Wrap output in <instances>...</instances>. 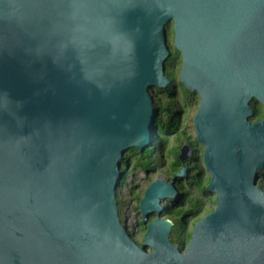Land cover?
<instances>
[{
  "label": "water",
  "instance_id": "water-1",
  "mask_svg": "<svg viewBox=\"0 0 264 264\" xmlns=\"http://www.w3.org/2000/svg\"><path fill=\"white\" fill-rule=\"evenodd\" d=\"M169 29L215 198L183 248L159 219L137 244L116 202L124 155L157 132L151 93L172 84ZM257 104L264 0H0V264H264ZM177 195L153 181L143 223Z\"/></svg>",
  "mask_w": 264,
  "mask_h": 264
},
{
  "label": "flooded vegetation",
  "instance_id": "flooded-vegetation-1",
  "mask_svg": "<svg viewBox=\"0 0 264 264\" xmlns=\"http://www.w3.org/2000/svg\"><path fill=\"white\" fill-rule=\"evenodd\" d=\"M179 60L181 65V59ZM191 94L193 95L192 97H190ZM185 97H186V101L189 102L188 107L186 109H189L191 107L194 99H198V106H199V97L197 94L189 92V94H187ZM253 110H254V106H253ZM178 132L179 131H177L176 133H170L169 135L171 137L172 135H175ZM185 142L186 143H183L178 147V153L175 155V159L171 160V164H169L168 161L169 156L165 154V150L163 148L156 146L157 143L154 144L153 140L150 147L146 148L144 151H139L138 149H132L124 155L123 163L121 165V170H125V177L123 180V185L116 192V202H117L118 218L120 220V223L125 227L127 234L132 239H134L133 238L134 232L131 230H136V228L138 227L139 230L143 232V236H142V241H143V237L146 232L147 225L150 222L156 219L168 220L172 225L169 234V240L171 241V238H174L176 234H178L182 238V244L185 246L191 238V233L194 226L214 210V208L212 210H206L205 198L207 197L208 193L206 192L205 188L207 185L205 186L204 180L203 182L201 181L204 178L205 173L207 175L208 173L204 169V164H203V168H199L195 164V161L198 159L195 156V145H193L186 137H185ZM195 143H196V138H195ZM152 156L153 157L155 156L154 159L152 158ZM166 160L168 161V165H169V169H168L169 174H168V178L161 180L168 184L170 183L174 184L176 190L178 191L177 198L175 200H171V199L165 200L169 202L168 206L162 205V203H164L165 201L161 202L160 206L162 207V210L160 211V213L159 214L155 212L150 213L147 216L146 222L143 223L142 215L139 210V203L144 196L145 190L153 182V180L150 179L149 180L147 179V181H145L146 180L145 178L147 177L150 171L162 169L163 164L165 163ZM132 161L134 162L133 164L137 168L136 170H139L145 174V178L143 180V182H145V185L142 189L140 197L136 198L138 199V206L137 208L134 209H137V211L132 210L130 204H128L123 200V194H122V187L124 186L125 180L128 178L127 172L130 170ZM144 164L146 165L143 166ZM125 166L127 167V169H125ZM181 169H185L184 177H176ZM208 182H209V178L206 184H208ZM126 194L131 196L132 191L129 190L128 192H126ZM214 207H215V198H214ZM178 229L182 231H178ZM176 231L178 232L176 233Z\"/></svg>",
  "mask_w": 264,
  "mask_h": 264
},
{
  "label": "rangeland",
  "instance_id": "rangeland-1",
  "mask_svg": "<svg viewBox=\"0 0 264 264\" xmlns=\"http://www.w3.org/2000/svg\"><path fill=\"white\" fill-rule=\"evenodd\" d=\"M168 41L169 43H171L172 41V31L171 29H169L168 31ZM180 63L176 64L174 67V79H175V83L178 84L179 83V71H180ZM161 93L153 91V93H151L153 99L156 101L157 98L160 96ZM179 100L184 99L183 95L178 96ZM161 102H166L167 101V97H162ZM258 105V104H257ZM257 105H255L254 107H256ZM198 108V99H194L192 102V105L189 109H185L184 114L181 117V127L179 129V132L175 135H172L170 137L169 134L165 135L164 137L166 138L165 142H157L158 147H162L165 150V154L169 156V164H171V160L175 159V155L178 153V147L183 144L186 143L185 142V137L189 139V141L195 145V156L198 158L195 161V164L199 167V168H203V163H202V154H203V148L199 145H197L195 143V132L192 128V121L194 118V115L196 113V110ZM263 110V109H262ZM264 112V110H263ZM163 120L166 119V117L164 116L162 118ZM166 132H161L160 136L161 139H165L164 137H162ZM155 157V156H154ZM154 157L152 156V158L154 159ZM168 161L166 160L165 163L163 164V168L162 169H157V170H152L149 172V174L147 175V177L145 178V174L139 170H136V166L133 164L134 162L132 161L130 170L127 172V179L124 182V186L122 187V194H123V200L125 202H127L128 204H130L131 209L132 210H136L134 208H137L138 206V199L140 197V194L142 192V189L145 185V182H143L144 178L146 179L145 181H147V179L149 180H161V179H166L168 178V169H169V165H168ZM138 177V178H137ZM209 176L205 173L204 178L201 180L203 182V180L205 181V186L207 185V181H208ZM264 185V178L260 179L258 181V186H260L261 188ZM129 190L132 191V195L129 196L126 194V192H128ZM206 199V210H212L214 208V196L208 194ZM162 205L164 206H168L169 202L165 201L164 203H162ZM138 213V212H137ZM134 232L133 234V240L137 243V244H142V236H143V232L141 230H139V228L137 227L136 230H131Z\"/></svg>",
  "mask_w": 264,
  "mask_h": 264
},
{
  "label": "trees",
  "instance_id": "trees-1",
  "mask_svg": "<svg viewBox=\"0 0 264 264\" xmlns=\"http://www.w3.org/2000/svg\"><path fill=\"white\" fill-rule=\"evenodd\" d=\"M169 35V34H168ZM168 46L170 49V57L165 63V75L168 77L172 84L167 87L165 90L161 91L160 96L157 98V100H154V106L156 110L158 111V117L156 119V128L157 132L154 136L153 143L159 142H165L166 138L164 137L167 134L170 133H176L179 131L181 126V117L182 113L184 114L185 109L188 107L189 102L186 101V95L189 94L188 91H186L183 86L178 83H175L174 79V67L176 64L180 63V55L177 51L174 50L171 43L168 41ZM180 95L184 96V99L179 100ZM193 95L191 94L190 97ZM162 97H167L166 102H161ZM263 108L260 105H257L254 107V115L251 119L252 122H257L264 118V112L262 110ZM166 117V119H162L163 117ZM166 132L162 137L165 139H161L160 133ZM162 148V147H160ZM144 164L143 166H145ZM264 190V185L262 187ZM178 231H182L178 229ZM176 231V233L178 232ZM171 243L173 245L178 246L179 248H183L184 245L182 244V238L180 235L176 234L174 238H171Z\"/></svg>",
  "mask_w": 264,
  "mask_h": 264
}]
</instances>
